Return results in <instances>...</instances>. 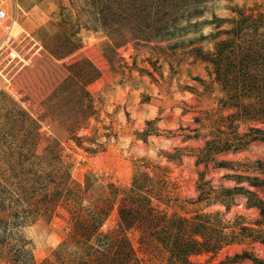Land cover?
Wrapping results in <instances>:
<instances>
[{
    "label": "rangeland",
    "instance_id": "obj_1",
    "mask_svg": "<svg viewBox=\"0 0 264 264\" xmlns=\"http://www.w3.org/2000/svg\"><path fill=\"white\" fill-rule=\"evenodd\" d=\"M0 7V264H264V0Z\"/></svg>",
    "mask_w": 264,
    "mask_h": 264
},
{
    "label": "built area",
    "instance_id": "obj_2",
    "mask_svg": "<svg viewBox=\"0 0 264 264\" xmlns=\"http://www.w3.org/2000/svg\"><path fill=\"white\" fill-rule=\"evenodd\" d=\"M13 12V10H11ZM16 22L15 14L10 13L6 7H0V31L4 32L5 39L11 38L13 24ZM4 41V40H3ZM6 50V58L10 62H20L23 60V56H21L19 49L16 46H7ZM1 67V66H0Z\"/></svg>",
    "mask_w": 264,
    "mask_h": 264
},
{
    "label": "trees",
    "instance_id": "obj_3",
    "mask_svg": "<svg viewBox=\"0 0 264 264\" xmlns=\"http://www.w3.org/2000/svg\"><path fill=\"white\" fill-rule=\"evenodd\" d=\"M256 180H258V178L256 177ZM259 205L262 207V205H264V203L262 201L259 202ZM264 208L262 207L261 210H263Z\"/></svg>",
    "mask_w": 264,
    "mask_h": 264
}]
</instances>
